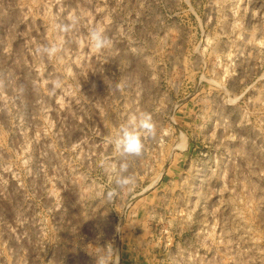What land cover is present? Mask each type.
Listing matches in <instances>:
<instances>
[{
    "label": "rangeland",
    "instance_id": "374dc122",
    "mask_svg": "<svg viewBox=\"0 0 264 264\" xmlns=\"http://www.w3.org/2000/svg\"><path fill=\"white\" fill-rule=\"evenodd\" d=\"M140 112L154 133L116 156ZM121 159L130 185L101 165ZM109 247L108 264H264V0H0V264Z\"/></svg>",
    "mask_w": 264,
    "mask_h": 264
},
{
    "label": "clouds",
    "instance_id": "9594fccd",
    "mask_svg": "<svg viewBox=\"0 0 264 264\" xmlns=\"http://www.w3.org/2000/svg\"><path fill=\"white\" fill-rule=\"evenodd\" d=\"M79 17L75 14L69 16L70 23L62 26V31H68L79 22ZM86 40L90 44L94 52H99L109 46L110 40L104 34V27L102 25H95L88 29ZM58 49L55 46L41 47L37 49L38 53L46 54L49 58L57 53ZM54 88H59L58 81L53 82ZM155 124L152 116L146 112L138 114H131L125 123L119 125L116 132L107 139V143L112 147L113 152L119 157L139 156L143 150L142 138L145 134L151 135L154 133ZM101 165L105 171L109 173L115 183L119 186H126L133 183L131 176L123 175L128 170V163L121 159L117 164L115 161L106 162L101 161ZM114 192L108 193L109 198L113 196ZM113 250L109 247L107 254L101 256L97 260V264H108L110 258L113 257ZM118 257L113 259V264H116Z\"/></svg>",
    "mask_w": 264,
    "mask_h": 264
}]
</instances>
